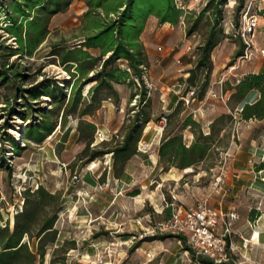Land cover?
Listing matches in <instances>:
<instances>
[{
    "label": "rangeland",
    "instance_id": "1",
    "mask_svg": "<svg viewBox=\"0 0 264 264\" xmlns=\"http://www.w3.org/2000/svg\"><path fill=\"white\" fill-rule=\"evenodd\" d=\"M204 1L198 0L183 21L165 26L156 22L148 33L140 36L145 51L142 68L150 98L147 107L150 121L143 128L137 153L127 162L121 177L114 174L111 153L88 159L92 149L103 147L101 142L108 140L111 145L121 138L134 112L128 109L136 107L133 105L138 101L135 96L129 102L132 85L127 81L115 83L120 100L115 102L113 97L102 93L106 98L102 105L94 114L82 118L97 124L86 152L82 136L88 127H82L81 133L77 114L60 117L63 102L70 97L73 79L50 51L55 42L79 41L81 2L72 1L64 12L52 18L50 32L36 53L10 57V61L21 64V69L26 66L28 76L19 78L22 87L56 78L64 89L61 99L54 102L48 96H41L30 107L25 106L26 100L20 94L14 100L11 91L0 89V110L4 109L0 111V225L5 222L13 225L16 212L23 207L25 188L35 189L42 184L60 193L55 222L57 237L46 247V262L60 259L61 252L53 253V250L64 243L71 247L68 264H207L195 258L176 234L162 228L171 215L172 206L166 210L171 202L186 206L209 195L212 204L222 200V205L230 206L238 219L248 211L249 216L264 211V194L249 180L256 172L258 177L264 175L258 167L264 161V119L245 120L239 102L231 97L237 78L245 75L244 67L263 60L264 34H251L250 56L239 59L236 52L244 46V41L233 33L240 25V13H236V6L230 10L224 5L220 19L215 22L220 40L211 52L208 84L205 89L201 87L202 69L196 73V84H189L187 71L195 66L199 46L215 20L212 9L199 17L206 7ZM3 34L1 31L0 40L13 43ZM126 66L127 63H122V67ZM139 85L136 80L134 90ZM88 88L89 85L83 89L86 100L90 97ZM7 99L10 105L5 104ZM13 106L26 117L13 112ZM174 109L177 113L171 127H164L165 115ZM46 110L52 112L56 132L41 143L23 139V128L39 122ZM188 113L200 126L179 127ZM180 131L188 145L200 131L204 135L211 132L212 138L207 142L209 155L186 169L163 170L158 148L166 133ZM13 141L18 143L17 152L13 150ZM135 190L139 193L131 194ZM230 260L244 264L233 252Z\"/></svg>",
    "mask_w": 264,
    "mask_h": 264
},
{
    "label": "trees",
    "instance_id": "2",
    "mask_svg": "<svg viewBox=\"0 0 264 264\" xmlns=\"http://www.w3.org/2000/svg\"><path fill=\"white\" fill-rule=\"evenodd\" d=\"M74 0H1L7 16L8 24L0 25V32L7 35L14 43H6L0 40V89L12 92L14 100L20 94L26 100L25 106H32L34 100L41 96H48L54 102L64 95V89L56 78H46L42 82L32 84L30 87H22L19 78H26V66L21 69L19 62L10 61V57L32 56L39 50L40 45L50 32L52 18L64 12ZM86 9L81 15L82 33L79 41L66 44L63 41L53 43L50 55L57 58V62L72 77L70 84V97L61 109V119L77 114L80 118L79 127H88V132L83 133L85 141V152L93 142V136L97 128L94 121H84L85 115L94 114L101 105L105 96L113 97L115 102L120 100V94L115 83L127 81L131 88L129 102L137 96V102L133 105L138 107L129 108L134 110L129 116V122L120 139H115L113 144L109 141L101 142V148H94L88 160L111 153L114 159V174L117 177L123 175L127 162L137 153V144L141 133L147 122L150 121V113L147 109L150 102L147 85L144 79L145 63L144 45L140 39L147 24L148 17L155 15L158 22L176 24L180 20L182 10L177 8L175 0H82ZM243 1L239 0L236 13H240ZM227 0H209L206 7L199 13V17L212 9L214 23L211 26L204 42L199 46L200 52L194 67L188 69L186 80L195 85L196 73L202 69L204 78L201 87L205 89L208 84L207 72L211 66V52L219 42L215 22L221 17V13ZM264 14V9L260 10ZM1 36V35H0ZM1 38V37H0ZM244 46L236 52V56L244 54ZM92 50H97L95 54ZM127 63L122 67V63ZM20 66V67H19ZM17 67V68H16ZM19 67V68H18ZM93 72V74H90ZM136 80L139 88L134 90ZM89 85L87 93L89 99H85L83 89ZM231 97L237 100L241 106V116L245 120L264 119V72L247 73L233 85ZM252 91L258 92V97L253 101H245ZM20 92V93H19ZM5 104L10 102L7 99ZM24 104V103H23ZM80 104L82 106H80ZM4 110V109H1ZM0 110V111H1ZM13 112H17L22 118L26 116L17 107L13 106ZM177 113L174 109L167 115L166 125L171 127L173 117ZM52 112L44 111L39 122H33L23 128L22 138L28 141L41 143L47 136L56 132L52 118ZM214 127V121L211 123ZM200 126L191 113L186 114L180 121L181 128ZM212 133L203 134L199 132L197 138L186 144L182 132L166 133L159 148L158 155L163 170L171 167L180 169L197 165L209 155L208 141ZM14 142V141H13ZM18 143L14 142L13 150L18 151ZM121 164L118 166V162ZM0 164L2 161L0 160ZM7 167V164H5ZM264 168V161L258 165ZM10 171L11 168L9 167ZM135 190L131 194H138ZM60 193L48 190L39 184L35 189L27 187L24 189L23 207L16 212L14 222L0 225V264H68V251L71 247L64 243L58 244L53 253L61 252L60 259L52 258L46 262V247L53 243L57 237L55 222L58 218L60 207L58 206ZM170 205L166 210H169ZM183 241L186 249V239L177 235ZM27 237L25 240L24 238ZM37 237V241L33 238ZM194 256V254H193ZM202 263L213 264L207 258L198 259ZM222 264H238L234 260Z\"/></svg>",
    "mask_w": 264,
    "mask_h": 264
},
{
    "label": "built area",
    "instance_id": "3",
    "mask_svg": "<svg viewBox=\"0 0 264 264\" xmlns=\"http://www.w3.org/2000/svg\"><path fill=\"white\" fill-rule=\"evenodd\" d=\"M208 1H204V4L207 5ZM175 4L177 8L182 10L180 19L183 21L190 8L186 0H175ZM257 10L260 11L259 0H247L241 9L240 25L233 33L234 36H239L245 44V52L239 59L250 56V48L252 47L250 35L255 32L259 25ZM7 24V16L3 6L0 5V25L5 26ZM12 42L15 44V41ZM187 48L190 49L191 46L189 45ZM262 51L264 53V50ZM170 206H172L171 215L166 222L162 223L164 230L184 236L188 247L197 259L204 257L212 261L213 264L230 261L232 224L230 220L225 219L223 232H218L217 227L222 215L211 205L209 195H203L187 206L174 202H171ZM226 216L231 220L238 217L234 211L227 213ZM259 264H264V262Z\"/></svg>",
    "mask_w": 264,
    "mask_h": 264
},
{
    "label": "crops",
    "instance_id": "4",
    "mask_svg": "<svg viewBox=\"0 0 264 264\" xmlns=\"http://www.w3.org/2000/svg\"><path fill=\"white\" fill-rule=\"evenodd\" d=\"M83 5L82 12L86 9L85 3L82 0H79ZM229 4H225L230 10L234 6H237L239 0H227ZM247 0L243 1V5ZM189 10H192L193 6L198 3V0H186ZM260 10L264 9V0H259ZM258 14L259 25L256 28V33L264 34V14ZM56 16V15H55ZM158 22V17L155 15H150L147 20L144 31L141 34V38L144 33H148L155 23ZM169 24L168 22L161 24L165 26ZM228 33L227 30L224 31ZM264 39V38H263ZM189 46V45H188ZM261 50V49H260ZM264 72V58L258 64H248L244 67L242 74L247 73H259ZM239 80L237 78L236 82ZM258 97L257 91H252L247 95L245 101H253ZM164 101V99H162ZM260 171H264L262 168ZM257 173L253 177H249V180L255 185L257 191L264 194V175L258 177ZM260 183V184H258ZM211 203V200H210ZM181 205V204H180ZM220 213L221 217L219 220V225L217 227L218 232H223L224 229V220H230L233 228V235L231 236V253H235L239 258L246 264L248 263H263L264 262V211H255L249 216V211L241 215L238 219H230L226 216L227 213L231 212L230 206L226 207L222 205V200L218 201L217 205L211 203ZM184 206V205H182ZM187 206V205H186ZM186 239V238H185ZM181 241V239H179ZM233 248V249H232ZM189 250V249H187ZM235 261V260H234Z\"/></svg>",
    "mask_w": 264,
    "mask_h": 264
}]
</instances>
